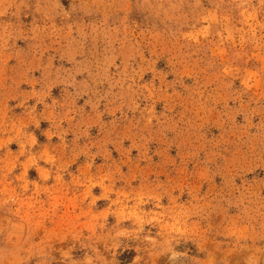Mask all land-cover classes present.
<instances>
[{
	"label": "rangeland",
	"instance_id": "obj_1",
	"mask_svg": "<svg viewBox=\"0 0 264 264\" xmlns=\"http://www.w3.org/2000/svg\"><path fill=\"white\" fill-rule=\"evenodd\" d=\"M0 264H264V0H0Z\"/></svg>",
	"mask_w": 264,
	"mask_h": 264
}]
</instances>
